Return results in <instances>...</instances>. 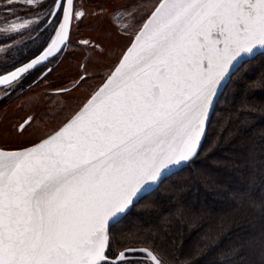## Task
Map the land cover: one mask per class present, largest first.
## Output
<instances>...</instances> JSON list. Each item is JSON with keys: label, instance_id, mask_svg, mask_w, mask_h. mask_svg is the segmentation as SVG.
Listing matches in <instances>:
<instances>
[{"label": "snow or ice", "instance_id": "snow-or-ice-1", "mask_svg": "<svg viewBox=\"0 0 264 264\" xmlns=\"http://www.w3.org/2000/svg\"><path fill=\"white\" fill-rule=\"evenodd\" d=\"M47 15L54 24L47 47L0 76V85L11 87L64 51L73 20L85 13L75 0H52ZM257 50H264V0H157L115 69L69 120L31 147L0 148V264H133L137 252L144 258L136 264H165L151 247L110 258L112 227L198 153L218 93Z\"/></svg>", "mask_w": 264, "mask_h": 264}, {"label": "trees", "instance_id": "trees-1", "mask_svg": "<svg viewBox=\"0 0 264 264\" xmlns=\"http://www.w3.org/2000/svg\"><path fill=\"white\" fill-rule=\"evenodd\" d=\"M111 235L110 256L145 246L169 264H264V52L230 78L195 157Z\"/></svg>", "mask_w": 264, "mask_h": 264}, {"label": "rangeland", "instance_id": "rangeland-1", "mask_svg": "<svg viewBox=\"0 0 264 264\" xmlns=\"http://www.w3.org/2000/svg\"><path fill=\"white\" fill-rule=\"evenodd\" d=\"M98 1H77L76 10L84 11L85 15L79 21L73 20L68 48L59 55L53 70L17 98L12 95L0 105L1 147L29 145L57 128L112 70L157 3V0ZM51 4L52 0H45L39 7H26L20 2L0 0V73L7 70L3 68L7 62L17 63L27 52L50 41L54 24L47 27L44 23L52 20L47 15ZM119 8L125 11L126 27L113 21ZM25 20L30 23L23 29L6 30L10 23ZM82 40L90 43L83 45ZM93 41L97 44L92 45ZM57 88L60 91L54 90ZM3 93L4 89H0V95ZM27 115L32 116L31 121L20 131V122ZM136 255L129 257L133 264L143 260Z\"/></svg>", "mask_w": 264, "mask_h": 264}, {"label": "flooded vegetation", "instance_id": "flooded-vegetation-1", "mask_svg": "<svg viewBox=\"0 0 264 264\" xmlns=\"http://www.w3.org/2000/svg\"><path fill=\"white\" fill-rule=\"evenodd\" d=\"M77 1L75 0V4L77 6ZM91 3H98V0H90ZM84 12V11H83ZM116 15L113 16V21L115 23L118 24H122L124 23V26L126 27L127 25V21H126V16H125V11L122 8H119L118 10H116ZM119 17V19H118ZM53 19V18H52ZM82 19V18H80ZM78 19V21L80 20ZM50 22L48 21V19L45 21L44 25L49 27ZM123 25V24H122ZM121 25V26H122ZM50 33V31H49ZM51 35H53V33H51ZM50 35V36H51ZM50 38V37H49ZM49 40V39H48ZM45 41V40H44ZM48 43V41L44 42L41 47L34 48L32 50H30L29 52H27V54L25 56H23L22 58H19L18 61H16L17 63L14 62H7L5 64V66L3 68H6L7 70L1 72L0 74H3L5 72H8L16 67H18L19 65H21L22 63H24L25 61L29 60L30 58H32L33 56H35L37 53H39L44 47L45 45ZM97 44L95 41H93L92 45ZM69 45V43H68ZM78 47V46H76ZM68 48V47H67ZM67 48L60 52L58 55H55L53 57H51L50 59H48L46 62L34 67L32 70H30L29 72L21 75V77L15 81L13 83V85L11 87H5V86H1L0 89H4V93L2 95H0V105L1 104H5L7 103L9 100L8 98L11 97L12 95H14V97H18L20 96L22 93H24L27 89L31 88L32 86H34L36 83L39 82V80H41L42 78H44L46 75H48L54 68V66L57 64V60L59 59V55L62 53H65ZM10 66V67H9ZM51 69V71L49 72L48 70ZM85 76V74H82ZM103 81V80H102ZM101 83V82H100ZM57 91H60V88L54 89ZM88 97V96H87ZM86 97V98H87ZM8 100V101H7ZM84 101V100H83ZM83 103V102H82ZM81 105V104H80ZM79 107V106H78ZM32 116H25L23 118V120L20 122V124H24V122L26 120H28L29 118H31ZM20 125V126H21ZM21 131V129H20Z\"/></svg>", "mask_w": 264, "mask_h": 264}, {"label": "water", "instance_id": "water-1", "mask_svg": "<svg viewBox=\"0 0 264 264\" xmlns=\"http://www.w3.org/2000/svg\"><path fill=\"white\" fill-rule=\"evenodd\" d=\"M150 14H151V12H150ZM149 14V15H150ZM148 15V16H149ZM147 16V17H148ZM147 19V18H146ZM145 19V20H146ZM144 23V22H143ZM142 23V24H143ZM142 26V25H141ZM139 30V29H138ZM54 35V34H53ZM135 39V35H134V37L132 38V40L130 41V43L127 45V47L125 48V50L123 51V53H122V55H121V57L119 58V60L116 62V64L113 66V68H112V70L106 75V77L103 79V81L91 92V94L90 95H88V97L83 101V103H81V105L75 110V111H73V113H71L57 128H55L54 130H52L51 132H49V133H47L46 135H44V136H42L41 138H39L38 140H36L35 142H33V143H31V144H29V145H26V146H23V147H19V148H5V147H1L0 146V148H3V149H5V150H9V151H13V150H18V149H21V148H25V147H31L33 144H36V143H39L40 142V140L42 139V138H45V137H47V136H49V135H52L53 133H55L67 120H69L82 106H83V104L84 103H86L87 102V100L92 96V94L93 93H95L96 91H98L99 90V88L101 87V85L104 83V81H105V79L107 78V76L115 69V67L117 66V64L119 63V61L121 60V58L123 57V54L127 51V49L132 45V42H133V40ZM48 44V43H47ZM47 44L45 45V47H47ZM44 47V48H45ZM44 48L39 52V53H37L35 56H33L32 58H30L29 60H27V61H25L24 63H22L21 65H19L18 67H16V68H19V67H22L24 64H27V63H30L32 60H34L37 56H39L42 52H43V50H44ZM261 52H264V50H257V54H259V53H261ZM256 54V55H257ZM51 57H49L48 59H50ZM47 59V60H48ZM47 60H44L43 62H41L40 64H42V63H44V62H46ZM40 64H38V65H40ZM38 65H36V66H38ZM36 66H34V67H36ZM16 68H14V69H12V70H10V71H8V72H5V73H3V74H0V76H6L7 75V73H9V72H13V71H15V69ZM235 73V72H234ZM23 75V74H22ZM233 75V74H232ZM232 75H231V77H232ZM230 77V78H231ZM230 78L226 81V83H225V85L221 88V90H220V92L218 93V95H217V97H216V99H215V101H214V104H213V106H212V109H211V111H210V113H209V116H208V119H207V123H206V130H205V132L202 134V140H201V143H200V145L198 146V150H199V148H200V146H201V144H202V142H203V139H204V137H205V134H206V131H207V128H208V125H209V122H210V119H211V117H212V114H213V112H214V109H215V106H216V104H217V102H218V100H219V98H220V96L222 95V93L224 92V90H225V88H226V86H227V84H228V82L230 81ZM1 86H3V85H0V87ZM195 157V156H194ZM193 157V158H194ZM192 158V159H193ZM191 160V159H190ZM189 160V161H190ZM189 161H187V162H185V163H182V164H180V165H178V166H176V167H173V168H170L165 174H164V177L158 182V184L157 185H154L153 186V190L165 179V178H167L168 176H170L171 174H173L174 172H176V171H178V170H180L181 168H183L185 165H187L188 164V162ZM152 190V191H153ZM143 247H145V246H135V247H127V248H137V249H139V248H143ZM125 249V248H124ZM124 249H122L121 251H123ZM119 253V252H118ZM117 253V254H118ZM134 254L136 255V254H141V256H138V255H136V257H140V258H144L143 257V254L142 253H139V252H137V253H133V254H131L130 255V257H135L134 256ZM110 257V256H109ZM115 257V256H114ZM114 257H110V258H114ZM165 264H168L166 261H165Z\"/></svg>", "mask_w": 264, "mask_h": 264}]
</instances>
